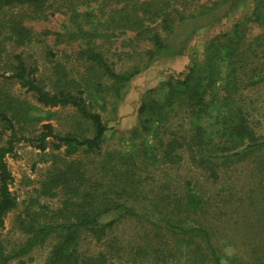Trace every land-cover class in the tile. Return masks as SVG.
I'll use <instances>...</instances> for the list:
<instances>
[{"label":"trees","instance_id":"trees-1","mask_svg":"<svg viewBox=\"0 0 264 264\" xmlns=\"http://www.w3.org/2000/svg\"><path fill=\"white\" fill-rule=\"evenodd\" d=\"M98 1L0 0V228L18 209L5 161L16 144L27 142L43 151L51 139L53 149L64 148L63 156L71 158L51 167L36 190L38 199L55 200L56 206L33 199L15 215L13 226L21 239L11 245L0 239V264L21 262L41 247L48 249L44 264H264V251L249 262L225 256L213 243L196 184L191 179L183 185L174 178L162 182L157 170L191 167L214 185L223 182L228 169L261 161L264 134L255 115L264 91V0H246L247 12L229 32L205 43L200 62L190 60L182 77H169L148 90L129 145L110 151H103L107 128L93 110L91 75L110 80L118 97L156 60L185 52L191 35L175 36L187 23L194 32L243 0H100L98 18L76 10ZM61 10L69 16L65 33L56 34L55 41H78L74 62L87 68L86 75L73 77L56 63L46 85L16 50L34 38L26 19L45 20ZM247 25L260 32L247 39ZM111 31L132 36L111 51ZM142 44L150 47L139 50ZM109 56L129 64L116 71ZM6 80L43 108L73 109L89 133L56 134L44 124L33 135L31 113L37 109L4 89ZM127 222H134L137 240L123 243L116 228ZM86 242L92 246L86 248Z\"/></svg>","mask_w":264,"mask_h":264},{"label":"rangeland","instance_id":"rangeland-1","mask_svg":"<svg viewBox=\"0 0 264 264\" xmlns=\"http://www.w3.org/2000/svg\"><path fill=\"white\" fill-rule=\"evenodd\" d=\"M101 1L99 0L90 6L77 7L76 10L81 13L84 11L92 12L91 14L98 18L101 13L97 9V5ZM104 1H102L104 4L109 3V0ZM106 9L103 8L102 11H106ZM248 9V2L243 0L219 21L201 26L194 32L190 27L191 23H187L175 36V39H179L181 34L188 33L191 35L185 54H183L186 58L184 60L186 62L185 66L182 65L183 63L171 61L177 58L176 56L159 58L146 70L132 78L125 89L118 94V97L110 80L97 72L91 75L92 81L89 85L95 93L93 92L90 97L96 100V103L93 104V110L100 114L101 121L107 128L103 151L122 149L129 145V132L137 126V110L141 100L144 94L152 89H145V84L154 82L159 84L162 78L166 80L169 77H182L190 60L200 62L203 59L205 43L219 33L229 32ZM62 11L64 12V10H61L47 16L45 20L26 19L24 25L34 33V38L28 46L16 50V53H21L28 63L37 68L36 75L41 77L46 85L48 84L47 78L51 75L52 66L56 63L64 66L73 77L86 75L84 71L87 68L74 62V51L77 50L78 41L74 38L68 40L67 37L64 39H67L69 44L55 41L56 34L65 33L62 27L68 21L69 13L62 14ZM104 17L101 18L104 19ZM245 29L247 39L253 38L260 32V29L255 25H247ZM109 34H114L107 41L111 51L120 48L122 46L121 41H126L132 36L129 32L119 33L118 31H111ZM163 36L165 35L163 34ZM146 47L150 46L142 44L139 50ZM138 55L140 57V54ZM108 58L109 63L112 61L116 63V71L129 64L124 59H120L121 62H118L115 57L109 56ZM135 61H138V59H135ZM148 71L151 80L146 79ZM0 81L2 82L1 78ZM95 83H99L100 87H96ZM3 88L37 109L31 113L36 119L30 128L33 135H37L44 124L51 125L56 134L73 132L79 135H87L89 133L87 124L82 122L73 109L68 107L43 108L37 105L29 94L25 93L11 80L4 81ZM96 88H98V91ZM257 99L258 112L255 119L259 121V131L264 134V91ZM124 102L126 106L122 107ZM46 141L47 144L43 151L36 149L30 143L20 142L15 145L13 154L5 159L12 177L9 190L16 197L18 203V209L7 214L3 226L0 228V239L10 245L21 239L14 230L15 215L24 206L28 205L29 201L38 199L36 190L50 168L59 167L71 159L63 156L64 148L53 149V140L47 139ZM260 156L262 159L256 165L250 162L228 169L225 178L222 180L223 182L214 185L205 182L201 173L191 167H181L178 170L173 168L167 170L165 167L157 168L158 172L162 174V182L174 178L176 179L175 184L178 183V185H183L190 179L191 185L196 184V188H199V192L205 201V210H203L209 220L207 227L212 235L214 245L225 256H235L236 263L239 260L240 262H249L256 255L262 256L264 251V154H260ZM147 187L149 186L147 185ZM38 200L39 204H47L50 207L56 206L55 200ZM136 206L140 209V204L137 203ZM135 229L134 222L120 224L116 228L117 234L123 236L121 239L123 243L127 240H137L136 234L133 235ZM85 245L86 248L92 246L88 242ZM47 250V247L37 248L28 256L22 258L21 262L16 260L10 264H44Z\"/></svg>","mask_w":264,"mask_h":264},{"label":"crops","instance_id":"crops-1","mask_svg":"<svg viewBox=\"0 0 264 264\" xmlns=\"http://www.w3.org/2000/svg\"><path fill=\"white\" fill-rule=\"evenodd\" d=\"M183 54H185V52L183 53ZM183 54L182 55H175L177 58H172V59H174V60H171V61H173L174 63H183L182 65L183 66H185V64H186V62H184V60H186V58H185V56H183ZM151 72H153V71H151ZM146 79L147 80H151L152 78H150V73H149V71L147 72V74H146ZM161 81H163V80H165L164 78H162V79H160ZM160 81V82H161ZM159 82V83H160ZM157 84H158V82H157ZM155 82L154 83H147V84H145V89H148V88H153L155 85H157ZM126 106V104H125V102H124V104L122 105V107H125Z\"/></svg>","mask_w":264,"mask_h":264}]
</instances>
